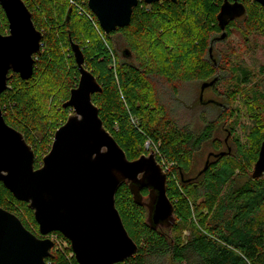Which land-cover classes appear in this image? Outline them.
<instances>
[{
	"label": "trees",
	"instance_id": "1",
	"mask_svg": "<svg viewBox=\"0 0 264 264\" xmlns=\"http://www.w3.org/2000/svg\"><path fill=\"white\" fill-rule=\"evenodd\" d=\"M24 1L37 29L44 34L35 72L42 70L51 79L66 84L64 102L68 100L80 76L70 45V38L73 39L83 50L86 67L102 86V91L93 95V102L99 108L105 128L130 160L148 153L146 146L151 143L159 163L167 170L168 196L175 207V222L169 228L154 229L149 224L147 209L135 200L129 183L118 189L117 209L139 246L134 256L118 264H155L168 258L177 264H264V176H252L264 134L260 129L255 131L249 148L233 142L234 152L221 151L225 144L231 146V130L225 141L215 138L218 127L233 116L226 104L206 102L205 105H216L214 110L218 108L219 112L216 119L206 120L203 129L196 132L171 119L165 106L150 96L153 79L168 82L175 94L179 83L215 80L205 90L213 91L212 96L219 98L217 87L222 80L219 75L222 69L207 56L213 44L223 41L218 39L223 30L217 20L223 0H161L153 4L139 0L130 25L109 34L94 14L98 28L89 18L79 15L71 0L66 8L52 0H39L40 7L34 0ZM75 1L90 10L87 0ZM242 2L246 12L229 22L227 37L239 22L243 23L246 35H264L263 7L251 0ZM0 13L5 17L2 7ZM5 22L8 26L6 18ZM168 24L177 27L180 39L186 44L180 53L169 54L156 63L153 47L146 40L161 41L157 37ZM0 31L4 33L1 27ZM117 35L125 37L128 52L124 50L121 54L116 49ZM189 59L192 66L186 71ZM248 74L242 70L234 79L247 82ZM9 77L8 89L0 93V106L7 123L21 131L32 145L35 168H38L42 165L39 153L43 149L45 156L50 151L56 130L73 111L63 107L67 115L54 126L41 112L30 83L33 79L24 80L13 72ZM209 141L215 145L218 156L209 155L207 167L192 177L194 157ZM148 193L144 189L142 194ZM0 206L15 213L29 230L38 232L28 203L18 200L1 181ZM182 227L190 228L186 238L179 232ZM56 235L69 246L59 248L47 262L78 264L67 238L60 232Z\"/></svg>",
	"mask_w": 264,
	"mask_h": 264
},
{
	"label": "water",
	"instance_id": "2",
	"mask_svg": "<svg viewBox=\"0 0 264 264\" xmlns=\"http://www.w3.org/2000/svg\"><path fill=\"white\" fill-rule=\"evenodd\" d=\"M144 1L153 4L161 0ZM251 1L264 9V0ZM87 3L101 28L109 34L130 25L139 0H87ZM0 5L8 20V32L0 31L2 93L8 89L11 72L24 80L33 77L44 34L37 29L24 0H0ZM245 12L242 0H223L217 15L223 33L218 39H225L229 22ZM70 45L80 76L63 107H70L73 112L56 130L51 149L40 167L35 168L32 145L21 131L7 123L0 106V181L18 200L28 203L42 236L60 232L69 240L78 264H118L139 251L117 209L118 189L129 183L135 200L147 209L149 224L154 229L169 228L175 222V207L168 196V174L153 149L135 160L127 157L105 128L99 108L93 102V95L100 93L102 86L86 67L80 45L71 38ZM214 82H205L201 93ZM85 85L87 116L74 103ZM121 158L129 163L146 161L147 164L139 170L126 169L120 164ZM252 176H264V141ZM144 189L149 191L147 196L142 194ZM54 247L51 238L38 237L15 213L0 206V264H51L47 258L54 256Z\"/></svg>",
	"mask_w": 264,
	"mask_h": 264
},
{
	"label": "rangeland",
	"instance_id": "3",
	"mask_svg": "<svg viewBox=\"0 0 264 264\" xmlns=\"http://www.w3.org/2000/svg\"><path fill=\"white\" fill-rule=\"evenodd\" d=\"M34 1L40 7L39 0ZM55 1L62 5L61 7H67L68 0H52V3ZM5 18L6 15L3 17L0 13V27L4 30V33H7L8 26H6ZM238 24L239 26L232 28L229 37L211 46L212 51L209 50L207 56V59L214 62V64L218 62L222 69L219 73L222 80L217 87V93L220 94L219 98L215 97V95L212 96L213 91L211 90L203 91V96H201V88L204 83L200 81L179 83L177 86L178 92L176 90L175 94L172 92V86L168 82L153 79L150 93L151 97H155L165 106L171 119L176 120L183 126L190 127L196 132H200L203 129L206 120L212 121L216 119V113L219 112L218 108L214 110L216 105H205L206 102L214 99L213 102L219 101L226 104L228 110L230 109L233 112V116L228 120V123H223L218 127L215 138L225 141L230 135L228 130H231L232 136L230 135L229 139L231 146L225 144L221 150L229 152H234L233 142H239L244 147L249 148L253 143V133L255 131L260 129L261 134H264V35H246L243 23L239 22ZM161 33V37H157L161 41L146 40V44L153 47L156 63H161L169 54L180 53L186 44L180 39L177 27L172 24L164 27ZM157 38L155 39L157 40ZM115 42L116 49L123 54V51L127 50L125 48L127 45L125 37L117 35ZM191 66L192 60L189 59L185 64L186 71L190 70ZM242 70L248 71L249 80L240 83L239 80L234 79V75L237 72L241 73ZM35 73V76L31 77L33 80L30 82L34 88V95L40 105L41 112L51 124L56 126L67 115L63 110V102L68 86L51 79L42 70ZM152 146L151 143L146 146L148 153ZM43 152L44 150L42 149L38 155L40 162L44 156L42 155ZM215 153H217V149L212 141L204 144L201 151L194 157L192 177H196L201 172L209 159V155H214ZM253 169L254 167L252 172ZM179 232L183 238H186L190 234V228L182 227ZM51 238L53 239V237ZM68 246L69 244L66 241L60 240L56 244V249ZM155 264L177 263L168 258L161 261L158 260ZM183 264H188V262Z\"/></svg>",
	"mask_w": 264,
	"mask_h": 264
},
{
	"label": "snow or ice",
	"instance_id": "4",
	"mask_svg": "<svg viewBox=\"0 0 264 264\" xmlns=\"http://www.w3.org/2000/svg\"><path fill=\"white\" fill-rule=\"evenodd\" d=\"M113 2H119V0H113ZM80 97H82V99H80ZM74 103H77V107L80 108L81 112H83L85 116H87V85H85L82 88L81 93L78 94V99L76 101H74ZM76 124H77V121H75V125ZM97 148L99 151V147H97ZM109 148H111V145H109ZM102 159H107V157H102ZM120 164L123 168H126V169L139 170L143 166H145L147 164V162L141 161V163H139V164L129 163L126 159L121 158Z\"/></svg>",
	"mask_w": 264,
	"mask_h": 264
},
{
	"label": "built area",
	"instance_id": "5",
	"mask_svg": "<svg viewBox=\"0 0 264 264\" xmlns=\"http://www.w3.org/2000/svg\"><path fill=\"white\" fill-rule=\"evenodd\" d=\"M71 2H72L73 4H75V6H76V8H77V11H78L79 15H82V16L84 15V16H86L87 18H89V19L92 21V23L95 25V27L98 28L97 20L95 19V17H94V15H93V12H92V11L86 9V8L84 7V5H82V4H78L75 0H71ZM148 145H149V144H148ZM160 164H161V163H160ZM161 166L164 168L165 171H167V170L165 169V167H164L163 164H161ZM54 235H55V236L52 235L53 239H54L56 242H59L60 240L58 239L57 235H56V234H54ZM58 249H59V247H58ZM58 249H57V250H58ZM72 255H74V254L72 253Z\"/></svg>",
	"mask_w": 264,
	"mask_h": 264
},
{
	"label": "flooded vegetation",
	"instance_id": "6",
	"mask_svg": "<svg viewBox=\"0 0 264 264\" xmlns=\"http://www.w3.org/2000/svg\"><path fill=\"white\" fill-rule=\"evenodd\" d=\"M206 89V88H205ZM201 94H203V93H201ZM214 99H210V101H213ZM39 230V229H38ZM38 237H40V238H45V237H49V238H51L52 237V235H54V234H56V232H52V233H50L48 236H42L40 233H39V231L37 232V233H35ZM52 239V238H51ZM53 240V239H52ZM68 240V239H67ZM54 242H55V247L52 249V252L53 253H55V251H57V249H56V244H57V242L55 241V240H53ZM69 241V240H68ZM71 246V245H70ZM56 249V250H55Z\"/></svg>",
	"mask_w": 264,
	"mask_h": 264
}]
</instances>
